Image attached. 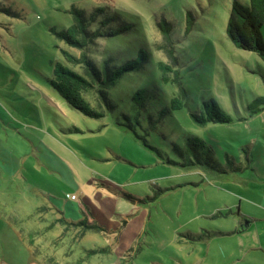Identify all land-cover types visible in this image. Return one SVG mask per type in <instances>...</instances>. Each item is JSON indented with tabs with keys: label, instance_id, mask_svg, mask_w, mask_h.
<instances>
[{
	"label": "rangeland",
	"instance_id": "374dc122",
	"mask_svg": "<svg viewBox=\"0 0 264 264\" xmlns=\"http://www.w3.org/2000/svg\"><path fill=\"white\" fill-rule=\"evenodd\" d=\"M231 3L0 0V264L239 263L242 235L187 238L237 231L244 224L237 210L258 214L264 197V111L251 114L259 107L253 101L264 96V61L227 38ZM98 7L132 28L97 38L86 54L100 70L109 59L141 66L108 89L112 110L92 119L69 107L48 81L57 63L68 64L63 51L80 55L55 32L71 28L73 8L88 16ZM261 33L264 41V26ZM140 90L142 100L135 96ZM208 100L232 121L196 124L190 114ZM187 133L214 138L221 168L240 161L245 169L222 174L187 165L193 155ZM71 195L76 205L91 203V212L78 207L81 218L98 210L112 232L79 235L80 227L66 225L56 212L68 210ZM253 255L247 260L254 262Z\"/></svg>",
	"mask_w": 264,
	"mask_h": 264
},
{
	"label": "trees",
	"instance_id": "16d2710c",
	"mask_svg": "<svg viewBox=\"0 0 264 264\" xmlns=\"http://www.w3.org/2000/svg\"><path fill=\"white\" fill-rule=\"evenodd\" d=\"M73 16V24L69 30L61 32H55L56 35L61 38L65 44L69 47L79 50L80 55L77 56L74 52L62 53L65 56V61L68 64L76 66L78 69L72 66L57 63L53 70V77L48 81L53 90L66 102V104L82 113L84 116L97 119L104 116L107 111H111L113 105L108 97V89L115 86L118 80L128 72L137 70L141 63L138 61H126L120 66H114L111 64V60L104 62L103 69L100 70L86 54L88 47L94 45L97 38H112L120 35L121 33H127L132 25L124 22L120 16L116 14L108 13V9L105 7L96 8L90 15H86L85 12L79 9L71 10ZM98 15V16H97ZM102 19H100V17ZM97 28L91 29V25L94 21H97ZM116 23V27H112V23ZM264 26V0H249V4H243L239 0H232L230 14L225 29L227 38L231 43L248 52L256 53L264 61V41L262 38V28ZM143 56L142 60H145V53L141 52ZM145 94L143 90L138 91L135 96H139V99H143L142 95ZM136 100L137 98L134 97ZM254 105L259 107L256 110H251V114L264 111V96L258 97L253 101ZM191 118L198 125L212 124H227L232 121L231 117L226 114L214 100H208L203 102L201 109L198 112L191 113ZM74 131H77L74 129ZM186 148L189 151H193V155L190 156L187 165H195L197 167L206 166L207 168H217L222 174L241 171L245 169L242 167L240 161L238 165L221 168L218 161L214 157V151L211 142H215L212 136H209L207 142L203 141L196 135L186 134ZM210 145H209V144ZM209 146H208V145ZM175 151H178L180 155L183 154L181 147L174 145ZM230 157L226 156V161ZM251 160L247 157V163ZM231 163V162H229ZM236 164L237 162L234 161ZM240 165V168H239ZM242 167V168H241ZM34 172V171H33ZM112 194L121 195L127 200L138 201L136 198L124 194L114 187L105 186ZM70 196L71 201H77L78 197L74 196L73 199ZM55 200V199H54ZM53 200V204L56 202ZM83 210L89 209L91 212V203L87 199H83L82 202H78ZM58 208V206H55ZM51 210V209H50ZM93 211V210H92ZM55 212V211H54ZM56 213H59L61 220L72 228H81L79 235L84 234L87 231H110L112 228L107 222V218L98 210L94 213L96 219L106 221L107 224H99L94 217H83L73 221L64 217L63 212L59 209ZM98 214V215H97ZM82 217V216H81ZM90 220V221H89ZM118 228H115L117 231ZM209 236V235H208ZM187 238L191 241H201L203 235H187ZM157 263L160 264V260L157 259ZM154 262V261H153Z\"/></svg>",
	"mask_w": 264,
	"mask_h": 264
},
{
	"label": "crops",
	"instance_id": "0c3cea01",
	"mask_svg": "<svg viewBox=\"0 0 264 264\" xmlns=\"http://www.w3.org/2000/svg\"><path fill=\"white\" fill-rule=\"evenodd\" d=\"M58 164L62 167V169L67 170L63 164L61 165V163L59 162ZM35 167L38 169L37 165ZM45 167L51 172L55 169L53 166L49 164ZM32 171L37 172V170L34 167H32ZM255 171H258V168H256ZM260 184L263 185L264 183L260 182ZM259 200H260V204L257 207L259 210L258 214H253L248 210H243L240 214V211L237 210L236 215L240 216V218L243 220L244 223L242 226L241 225L239 226V229L237 231L235 232H226L220 230L214 232L210 231L208 234L209 236L208 235L204 236V238L200 242L212 240L213 238L216 237L242 235V237H240L241 238L240 240H244L246 243V245L242 247L244 249L243 254L241 252L242 258L238 260L239 263L230 259V261H228L227 264H264V197L263 196L260 197ZM69 204L70 205H68L69 207L67 208L68 210L64 211L63 214L69 219L74 221L77 220L78 218L80 219L81 217L78 213L79 210L78 207H80L81 205L79 203L78 205H76V201L69 202ZM58 209H60V207ZM118 218H119L118 220L121 221L123 219V217L121 216H119ZM107 220L109 219L107 218ZM109 224L112 223L109 222ZM253 226H255V228H252ZM252 240L255 242V244L251 243ZM212 242L210 241L208 243L206 242L208 244L207 254H209V250L212 248L211 247ZM252 254H254L253 255L254 262L247 260V258Z\"/></svg>",
	"mask_w": 264,
	"mask_h": 264
},
{
	"label": "built area",
	"instance_id": "2783aa9c",
	"mask_svg": "<svg viewBox=\"0 0 264 264\" xmlns=\"http://www.w3.org/2000/svg\"><path fill=\"white\" fill-rule=\"evenodd\" d=\"M73 198H74V196L71 197V199H73Z\"/></svg>",
	"mask_w": 264,
	"mask_h": 264
}]
</instances>
